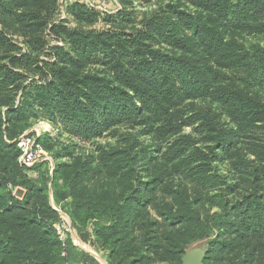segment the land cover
Segmentation results:
<instances>
[{
  "label": "trees",
  "instance_id": "obj_1",
  "mask_svg": "<svg viewBox=\"0 0 264 264\" xmlns=\"http://www.w3.org/2000/svg\"><path fill=\"white\" fill-rule=\"evenodd\" d=\"M185 1L196 10L173 12L168 4L175 21L162 10L125 30L115 25L132 21L121 7L100 13L73 0L65 6L77 22L70 26L54 18L58 0H0V264H98L70 235L58 239L55 206L63 202L77 233L91 236L108 264H181L185 248L202 239L210 252L225 246L204 264H264V0ZM99 13L112 25L83 26ZM161 38L164 49L151 44ZM45 46L48 58L40 57ZM187 100L216 108L175 118ZM36 117H62L95 134L139 125L173 139L161 153L164 167H152L142 183L143 155L129 146L104 151L94 167L78 157L75 166L57 163L51 174L41 162H17L18 138ZM185 125L192 134L178 135ZM217 162H225L229 183ZM180 163L192 191L173 188L176 204L161 210V224L145 210V193L168 177L167 165ZM86 173L101 181L112 174L121 192H91ZM200 202L204 214L194 208Z\"/></svg>",
  "mask_w": 264,
  "mask_h": 264
},
{
  "label": "rangeland",
  "instance_id": "obj_2",
  "mask_svg": "<svg viewBox=\"0 0 264 264\" xmlns=\"http://www.w3.org/2000/svg\"><path fill=\"white\" fill-rule=\"evenodd\" d=\"M73 1V0H70ZM82 1L83 0H77ZM98 2L97 4L102 6L107 10L109 13L115 12L116 8H125L126 12L129 13V16L131 18V23L123 24V22H116V27L119 28H125V30H131L140 28L142 25V22L145 18L149 17V15L153 13H160L162 10L169 11L171 14L172 21H175L177 19L176 15H172L173 12H177L178 10H186L194 12L196 8L186 2L185 0H95ZM62 0H58V10L56 13V16L54 18H65L69 21L70 26H77V22L67 13L66 7L62 5ZM121 2H128L122 4ZM171 5L174 8L172 11L170 8H167V5ZM88 6V5H87ZM90 7V6H89ZM95 10L99 11L100 13H105L101 11L98 8H94ZM98 18L95 19L93 23H87L84 22L83 26L86 28H92V29H101V28H107L111 23H107L104 21L102 14ZM168 14V13H165ZM185 33L187 36H191V30L185 29ZM17 42L22 41L21 37L14 36L13 37ZM47 40V46H51V44L54 43V41L48 36L46 37ZM250 40H254L250 38ZM259 39L256 38V41ZM254 41V42H256ZM263 40H261L262 42ZM151 44L154 45V47L162 48L164 49L167 44L164 40V38H161L159 40L155 39L154 41H151ZM47 46L44 47L43 52L40 53V57L48 58L46 55L49 50L47 49ZM5 63H8V61H4ZM191 101L187 100L184 103H182L177 109L178 111L175 113V118L182 117L186 119L187 116L190 115V110L193 107L197 106H206L209 105V107H212L213 109L216 108L215 105H211L208 102L204 101H195L191 104H189ZM189 104V105H188ZM190 108V109H189ZM62 117H58L57 119L50 121L44 118H32L31 126L27 130L24 131V133H28L29 135H33L36 138L43 137V134H47L50 141H44L42 144L43 139L38 142L39 147L42 150V156L40 161L41 166L43 170H46L51 172L52 174V167L55 166L57 163H68L70 165L76 164L75 158H81V161L87 162L89 160L90 167L96 166V164L99 162V157L101 154H103L104 151L110 149V148H118V149H124L126 147H130V153L135 152V150L139 151V154L143 155L140 159H144V161H137V165L139 166V177L140 183L148 181L150 170L152 167L154 169H157L160 167V164L163 161V154L162 152L166 151V145H169L173 138L170 140H166V137L159 136L154 130L155 128H144L149 130L145 131L142 126H129L128 124L119 125L115 127L114 129L104 131L100 134L95 133H87L84 132L82 129L79 128L78 125L75 123H63L61 121ZM220 121L228 125V119L225 114L220 115ZM151 131V132H150ZM185 134H192V127L190 125H185L181 127V130L178 135H185ZM197 145L201 146L199 143ZM158 147H161V150H157ZM159 149V148H158ZM150 150V151H149ZM145 152L148 153V158L146 159ZM145 157V158H144ZM18 162V161H17ZM36 163V162H35ZM34 163V164H35ZM20 164V163H19ZM24 165V164H22ZM27 167L34 166L31 165H25ZM163 166V163H162ZM216 166L218 170L222 174H227L228 179L227 183L231 181V175L229 174V171L227 169V166L225 162H217ZM164 167V166H163ZM171 165H167V170L169 173L168 177L164 179L163 183H161L152 193H145V196L150 197V202L146 204L145 210L148 212L149 216L155 218L157 222H160L161 224H164L163 222V216L161 215V210L165 209L170 206H174L176 204L175 200V194L173 193V188H181L186 187L188 188L187 192L191 193L192 190H190V187L192 186V183L190 182L189 178L187 176H184V173H182L183 165L180 163L176 167H171ZM105 170L101 173L104 174ZM32 175H35V172L31 173ZM85 179L83 181V184L86 185V187L93 193H100L101 191L105 189H110L111 192L116 193L121 192L120 187L116 180L114 179V176L112 174H109V177L105 180H100L98 177L99 175L96 173L93 177H91L88 173L84 175ZM98 178V180H96ZM19 189V188H18ZM22 191L21 195L17 194V189L15 190V194L17 196H22L24 193L23 189H20ZM49 192H51V187L49 189ZM52 201V199H50ZM144 201L141 203L144 205ZM66 202H63L59 205H56L55 208L60 211L61 213L65 212ZM199 212L204 214L206 211V207L202 205V203H198L196 206H194ZM209 211V210H208ZM214 211L213 209L210 210V212ZM70 219V218H69ZM71 222V220H70ZM72 225V222H71ZM73 226V225H72ZM74 231V227H73ZM224 237H225V229H224ZM223 237V238H224ZM220 237V240L223 239ZM78 241V244L81 246H84L83 242ZM207 239H202L196 242H193L189 244L181 258L180 262L181 264H184L183 257L189 256V260L191 262H197V264H204L205 256L210 252V244ZM88 248L87 246H85ZM222 248L224 249L225 246L222 245ZM218 251L212 250L210 252L211 255L219 253L221 250ZM103 255L105 256V252L101 251ZM148 264V263H147ZM153 264V262L151 263ZM223 264V263H220ZM225 264V262H224Z\"/></svg>",
  "mask_w": 264,
  "mask_h": 264
},
{
  "label": "built area",
  "instance_id": "obj_3",
  "mask_svg": "<svg viewBox=\"0 0 264 264\" xmlns=\"http://www.w3.org/2000/svg\"><path fill=\"white\" fill-rule=\"evenodd\" d=\"M84 3L90 7L98 8L103 12H107L105 8L98 5L95 0H83ZM70 0H62V5L65 7L69 4ZM17 146L20 149V154L17 158L18 163L24 165H31L35 162H38L43 158L42 150L39 147V144L36 140V137L33 135H29L28 133L22 134L17 141ZM60 218L53 224V227L56 231L57 237L62 244H64L65 240L71 236V222L67 214L61 213L59 211Z\"/></svg>",
  "mask_w": 264,
  "mask_h": 264
},
{
  "label": "crops",
  "instance_id": "obj_4",
  "mask_svg": "<svg viewBox=\"0 0 264 264\" xmlns=\"http://www.w3.org/2000/svg\"><path fill=\"white\" fill-rule=\"evenodd\" d=\"M86 230L89 233L91 232L90 227H87ZM70 237H71V239H72V241H73V243L75 245H77L78 247H80L84 251H86L89 254H91L98 264H108L107 261H106L105 256L103 255V253L101 251L97 250L93 245H91V243H90L91 236H87V239H82L80 237L79 233H77V231L74 228V231L72 232ZM77 240L83 242L84 246L79 245ZM85 246H87L88 248H86Z\"/></svg>",
  "mask_w": 264,
  "mask_h": 264
},
{
  "label": "water",
  "instance_id": "obj_5",
  "mask_svg": "<svg viewBox=\"0 0 264 264\" xmlns=\"http://www.w3.org/2000/svg\"><path fill=\"white\" fill-rule=\"evenodd\" d=\"M17 194L18 195H21L22 194V191L20 189H17ZM70 228H71V234H72V232H73V226L71 225ZM190 260H189V256H184L183 257V261H184L183 263L184 264H197V262H191Z\"/></svg>",
  "mask_w": 264,
  "mask_h": 264
}]
</instances>
